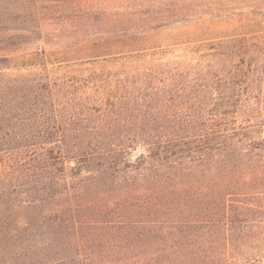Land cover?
I'll use <instances>...</instances> for the list:
<instances>
[{
	"label": "rangeland",
	"instance_id": "1",
	"mask_svg": "<svg viewBox=\"0 0 264 264\" xmlns=\"http://www.w3.org/2000/svg\"><path fill=\"white\" fill-rule=\"evenodd\" d=\"M1 100L14 115L80 121L126 161L170 143L179 224L136 253L264 264V0H0ZM67 132L66 143L86 140ZM215 134L229 139L187 157Z\"/></svg>",
	"mask_w": 264,
	"mask_h": 264
},
{
	"label": "trees",
	"instance_id": "2",
	"mask_svg": "<svg viewBox=\"0 0 264 264\" xmlns=\"http://www.w3.org/2000/svg\"><path fill=\"white\" fill-rule=\"evenodd\" d=\"M37 110L14 115L0 101V264H158L161 256L151 261L136 248L179 224L178 196L167 186L181 157L158 142L126 161L122 149L88 141L80 121L71 120V130L55 112ZM24 121L33 124L29 134ZM68 129L87 139L66 143ZM31 137L51 145L25 144ZM228 139L201 138L187 157Z\"/></svg>",
	"mask_w": 264,
	"mask_h": 264
}]
</instances>
